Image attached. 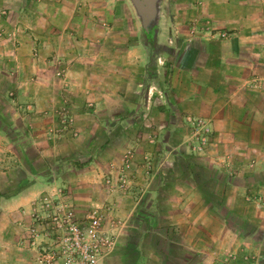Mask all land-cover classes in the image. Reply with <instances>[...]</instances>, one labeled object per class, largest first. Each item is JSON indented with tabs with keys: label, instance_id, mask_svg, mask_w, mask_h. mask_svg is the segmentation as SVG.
Here are the masks:
<instances>
[{
	"label": "crops",
	"instance_id": "0c3cea01",
	"mask_svg": "<svg viewBox=\"0 0 264 264\" xmlns=\"http://www.w3.org/2000/svg\"><path fill=\"white\" fill-rule=\"evenodd\" d=\"M184 1L172 0L177 24L205 20L208 30L191 37L187 33L184 48L173 38L175 58L163 106L151 112L152 123L142 120L148 112L139 109L141 120L126 121L125 140L114 146L115 123L99 122L97 113H80L81 99L92 91L76 85H83L81 69L89 64L62 56L72 55L73 30L83 29L85 0H0V30L15 31L18 40L0 42V84L16 88L19 99L45 104L63 94L70 96L73 127L79 131L76 141L72 131L60 129L57 141L46 144L36 135L27 141L36 148L31 154H7L0 141V264H37L28 237L29 210L58 186L72 187L62 164H71L73 173L67 175H73L77 184L72 187L73 202L82 218L92 198L80 194L84 186L77 180L86 179L92 187L103 183L102 165L114 157V148L124 147L129 152L125 186L120 198L113 188L108 197L110 202L118 199L111 213L125 217V229L116 238L113 253L103 259L106 264H225L233 253L239 264H247L242 255L252 241L248 263L264 264L259 239L252 231L238 233L242 225L250 224L264 235V222L252 219L255 205L243 199L247 180L242 173L243 165L252 160L264 163V155L250 150L259 141L264 145V0H200L197 8L194 0ZM10 51L16 52L13 58L2 60ZM58 70L64 72L68 88L60 86ZM2 90L0 86V98ZM132 109L136 108L125 107V113ZM178 115L204 118L202 127L216 132L217 155L182 153L187 145L177 135ZM36 116L38 123L27 124L29 131L42 128L45 133L57 127L50 113ZM152 128L154 135L147 136ZM87 154L94 156L89 167L81 164ZM3 163L16 165L2 170ZM124 254L125 262H120Z\"/></svg>",
	"mask_w": 264,
	"mask_h": 264
},
{
	"label": "rangeland",
	"instance_id": "374dc122",
	"mask_svg": "<svg viewBox=\"0 0 264 264\" xmlns=\"http://www.w3.org/2000/svg\"><path fill=\"white\" fill-rule=\"evenodd\" d=\"M179 1L185 2L184 0ZM194 2V8H197L200 5V0H194ZM184 10H186V7H181V11ZM174 11L175 8H173L172 0H165L158 50L151 51L144 45L139 22L128 0H85V4L81 10L83 29L73 30L74 37L72 41L74 42V50L72 51V55L62 56L72 57L76 60L80 59L89 64L90 68L84 67L81 69L84 71L83 85H76L81 87L83 91H92L89 93L90 96L84 95V99H81L82 104L80 107L82 111L80 113H97L99 114L97 118L99 122H103L106 119L107 123H115L113 127L114 146L118 145L122 139L125 140L126 121H132L134 119H137L136 121L141 120L137 115L139 109H144L148 112L145 117L141 115L142 120L147 123H152L154 119L151 112H154V108L163 106L162 100L166 99L167 92L165 88L169 84V67L172 64V59L175 58L172 56L175 50V47L171 45L173 38L174 44L176 37V40L181 45L180 47L184 48L185 43L188 42L187 33L191 37L193 34H201V30H205L204 32L208 30L205 20L203 23L198 22L196 19L193 21L183 20V22H178L177 24L174 18ZM175 30H178V33L173 34ZM67 38L69 41V37ZM17 41L15 31L0 30V42L16 44ZM170 48H174L173 51ZM15 54L16 52L10 51L5 54V58L2 57V60L6 61L9 58H13ZM56 58L60 59V57ZM5 74L8 77L9 75L13 76L11 73L7 75L5 72ZM56 76L59 78L60 86L62 88H68L69 83L64 81V79L67 80L64 72L58 70ZM0 86L3 88L0 98V141L3 143V152H7V154H14L16 152H25V154L36 153V148L27 145L28 139L34 140V137L38 135L37 139L39 140L42 136V140L46 144L59 137L61 133L60 129L72 131L71 137L73 140H78L79 131L73 127L76 123V117L72 113L73 99L70 96L63 94L58 100H54L53 104H45V100L19 99L14 91L16 88H7L6 85L4 86V81ZM23 86L26 85L24 84ZM125 100L129 104H125ZM129 106L136 108V111L132 109V111L128 110L125 113V107ZM107 109L109 110L107 111ZM47 113L53 116L52 120L57 127L49 132L46 130L45 133L42 131V128H40L39 132L36 129L32 131L28 130L29 127L27 128V124L33 126L34 123H38V120H34V118H38L36 115H40L39 117L43 118ZM29 114L35 115L30 116ZM194 117L187 115H178L175 117L179 128H181L177 135L179 139L185 140L187 145V147H183L182 153L199 157L217 155L216 132L212 129L209 130L202 127V122L198 123L202 121L201 119L203 117ZM30 119L34 120L33 123ZM131 133L135 135L137 131H131ZM148 135H154L153 128L147 133ZM77 148H79V145ZM113 150L112 155L114 157L109 160L106 167L105 163L102 165V168H104L103 183H96L95 185L98 184V186L93 187L91 186V182L86 179H81V181L76 179V183H81L84 186L80 189V194L92 198L91 200L89 199L88 204L91 207L86 213L92 209H97L101 214L103 228L114 229L117 238L123 229H125V217L120 214L114 215L116 213H111L115 209L118 199L110 202L108 196L111 195L109 192L113 188L118 193L116 194L117 198L121 197L122 191L120 190H123L125 186V181H123L125 179V155H128L129 152H125V147L120 150L117 148ZM250 150L256 154L264 155V145L260 141L257 142V147H253ZM93 157V155L89 157V154H87V156L82 157L83 161L81 164L89 167V159ZM228 164L226 163L225 166H228ZM15 165V163H3L1 169H9ZM62 165L64 167L62 171L66 170L65 176L69 180L67 185L74 187L77 184H75L73 175H67L68 173H73L71 169L69 170L71 164L65 163ZM243 166L242 173L247 180V189H245L243 199L246 202H251L252 207L255 205L254 213L252 212V219L261 220L262 224L264 222V163H256L252 160ZM39 167L41 166L39 165ZM199 172L201 171L198 170L197 173ZM230 172H232V169H230ZM72 187L70 189L65 187L61 188L62 199L76 211L73 202ZM52 193L54 192L52 191ZM48 194L50 193L46 195ZM213 201H217L216 197H214ZM227 201H229L228 198ZM230 216L229 219L233 220L234 216ZM259 228L262 229L260 226ZM250 231L259 239L257 240L258 245L264 246L263 233L260 230L257 231V229L254 231L253 226L251 227L250 224L242 225L238 233L247 235ZM245 242L248 243L250 240L246 239ZM249 245L253 246V241L247 245V249H245V251L247 250L245 252L246 254L242 255V259L247 264H249L248 259L250 257L248 252H251ZM112 251L113 249L102 257L101 264H106L103 259L112 254ZM123 256L124 258L122 257V260H119L120 262L125 259V254ZM239 262L240 260L237 258L236 253H233L229 256V260L225 264H239Z\"/></svg>",
	"mask_w": 264,
	"mask_h": 264
},
{
	"label": "built area",
	"instance_id": "2783aa9c",
	"mask_svg": "<svg viewBox=\"0 0 264 264\" xmlns=\"http://www.w3.org/2000/svg\"><path fill=\"white\" fill-rule=\"evenodd\" d=\"M53 192L34 201L29 210L28 237L37 263L101 264L102 257L114 248L115 230L103 228L97 209L79 218L62 199L61 188Z\"/></svg>",
	"mask_w": 264,
	"mask_h": 264
},
{
	"label": "water",
	"instance_id": "95a60500",
	"mask_svg": "<svg viewBox=\"0 0 264 264\" xmlns=\"http://www.w3.org/2000/svg\"><path fill=\"white\" fill-rule=\"evenodd\" d=\"M142 31L144 45L158 50L165 0H128Z\"/></svg>",
	"mask_w": 264,
	"mask_h": 264
}]
</instances>
